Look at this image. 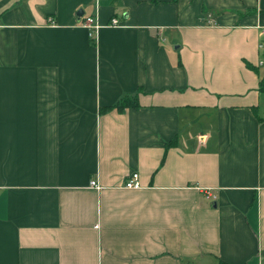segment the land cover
Segmentation results:
<instances>
[{
  "label": "crops",
  "instance_id": "crops-1",
  "mask_svg": "<svg viewBox=\"0 0 264 264\" xmlns=\"http://www.w3.org/2000/svg\"><path fill=\"white\" fill-rule=\"evenodd\" d=\"M263 74L264 0H0V264H264Z\"/></svg>",
  "mask_w": 264,
  "mask_h": 264
},
{
  "label": "built area",
  "instance_id": "built-area-1",
  "mask_svg": "<svg viewBox=\"0 0 264 264\" xmlns=\"http://www.w3.org/2000/svg\"><path fill=\"white\" fill-rule=\"evenodd\" d=\"M53 22V20L51 19ZM83 25L88 29L91 39L96 38L98 30L102 27V24L98 21L95 15L87 16L83 22ZM111 26H122V23L118 18L111 19ZM93 185H96L95 181H92ZM139 173H134L125 183V187L128 189H139L141 187Z\"/></svg>",
  "mask_w": 264,
  "mask_h": 264
},
{
  "label": "trees",
  "instance_id": "trees-1",
  "mask_svg": "<svg viewBox=\"0 0 264 264\" xmlns=\"http://www.w3.org/2000/svg\"><path fill=\"white\" fill-rule=\"evenodd\" d=\"M249 66L258 71V68H256L254 65L249 64ZM260 91L264 93V74L260 78ZM138 106H139V102L137 101V99H132L130 97H124L121 100V102L116 105V107H118L120 110H123L127 107H138Z\"/></svg>",
  "mask_w": 264,
  "mask_h": 264
},
{
  "label": "water",
  "instance_id": "water-1",
  "mask_svg": "<svg viewBox=\"0 0 264 264\" xmlns=\"http://www.w3.org/2000/svg\"><path fill=\"white\" fill-rule=\"evenodd\" d=\"M80 12H82V11H80Z\"/></svg>",
  "mask_w": 264,
  "mask_h": 264
}]
</instances>
